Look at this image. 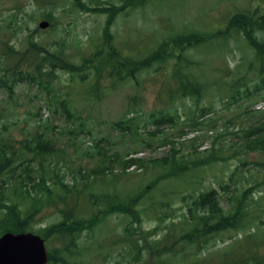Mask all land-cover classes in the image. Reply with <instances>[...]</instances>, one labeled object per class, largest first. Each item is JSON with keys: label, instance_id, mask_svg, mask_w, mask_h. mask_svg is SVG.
I'll use <instances>...</instances> for the list:
<instances>
[{"label": "trees", "instance_id": "trees-1", "mask_svg": "<svg viewBox=\"0 0 264 264\" xmlns=\"http://www.w3.org/2000/svg\"><path fill=\"white\" fill-rule=\"evenodd\" d=\"M79 2L75 0V5H79ZM1 7H6L5 16L8 17L6 20L0 19L3 23L0 24V91L11 99L1 107V112L4 113L6 107H9L14 116L0 120V234L6 231H33L41 235L45 242L52 239L55 244L47 247L48 261L45 264H264V233L259 232V228L243 232L245 226L264 209L262 205H257L250 210L252 188L264 183L263 159L241 160L242 166L253 162L254 168L258 167L255 172L249 173L256 180L247 189L243 188L239 179L234 178L237 172L242 171L236 167L229 174L232 185L219 182V188L209 187L194 195L181 193L179 199L185 202V210L180 213L177 221L171 220L167 224L159 238L150 239L148 236L154 233L143 230L142 215L150 211L155 215V220L161 223L175 211L170 203L174 192L166 191V199L155 200L152 199L151 191L161 181L185 178L191 167L227 160L228 156L223 154V149L215 147L217 135L211 147L206 149L210 152L209 156H193L188 159L185 155H176L172 148L170 153L150 160L154 165L151 169L155 170L153 177L129 193L95 190L91 187L92 183L96 184L98 179L114 172L112 162H119L122 169L135 163L143 166L146 162L134 157L138 151L134 146L125 151L128 155L133 154L126 159L115 157V153L108 155L109 145H113L108 134L95 137L92 133L96 127L94 121L84 116L82 109L72 106L54 88L57 69H64L71 76L76 75L81 84L85 85L84 93L80 95L82 99H99L100 91L112 88L110 84L114 81L135 77L137 72L152 63H162L168 56L174 55L176 61L171 68V75L176 81V87H170L169 90L166 87L167 95L170 98L179 95L181 98L189 96L195 99L200 95L202 85L190 77L189 68L193 63L182 54V48L184 45L206 43L213 38V34H177L170 39V43L161 40L156 47L144 50L145 53L139 56L127 54L113 45L107 48L102 45L88 55L80 56L79 62H75L60 46H47L42 41H35L30 35L22 38L17 43V46L22 44L21 47L15 49L10 44L11 37L5 31L22 21L19 16L24 8L21 2L9 3L5 0H0ZM112 8L111 5L106 12L112 11ZM3 13L0 12V16ZM43 13L51 25V14L48 11ZM261 30H264V13L254 9L248 12L236 11L223 30L216 32L224 36L231 35L233 31L243 32L256 59L252 67L257 70L255 75L260 84L256 85L259 89L261 85L264 87V37L258 38L255 32ZM169 46L175 50L173 53L169 52ZM22 83L35 85L39 92H44V104L48 109L53 107L60 110L66 120L73 123V126L66 124L63 129H69L74 142L78 131L90 135L93 144L81 152L84 151L86 157L93 161L92 165H82L72 170L75 159L71 156L70 164L61 168L65 160L60 162V158L68 151L66 144L59 147L52 131L28 124V118L21 123L13 114L16 110L14 104H11L14 102V92ZM166 83L169 85V82ZM197 109L201 113H194L190 125L203 123L198 121V117L206 114V109ZM179 118L175 110L160 108L142 114V117L136 114L128 120H114L109 123V128L127 133L136 144H161L168 138L166 134L157 135L158 128L166 124H178ZM147 126L156 129L149 131L147 137H142ZM15 130L21 133L19 137L15 136ZM241 142L247 152H264V118L244 127ZM72 147L74 153L79 150ZM234 152H238V149ZM59 169L70 171L72 177L66 181L63 177L66 172L59 173ZM224 195L226 206L220 204ZM148 197L151 199L150 204L141 208L142 202ZM48 210L57 214L58 219L43 228L34 229L35 222L49 215ZM111 215L119 217L122 230L117 231L112 227L106 237L96 240L94 233L103 228L106 218ZM259 222L264 224L260 217ZM217 242L223 243V247L210 251ZM90 256H96L98 262L90 260Z\"/></svg>", "mask_w": 264, "mask_h": 264}, {"label": "rangeland", "instance_id": "rangeland-1", "mask_svg": "<svg viewBox=\"0 0 264 264\" xmlns=\"http://www.w3.org/2000/svg\"><path fill=\"white\" fill-rule=\"evenodd\" d=\"M5 1L21 2L24 8L19 16L22 21L9 28L11 33L8 29L5 31L11 37L10 44L15 49L21 47L22 44L17 46V43L22 38L30 35L35 41H42L47 46H60L75 62H79L80 56L88 55L94 48L102 45L104 48L113 45L127 54L139 56L156 47L161 40L170 43V39L177 34H213V38L206 43L184 45L182 48V54L193 63L189 68L190 77L202 85L201 93L195 99L189 96L181 98L179 95L170 98L167 95L170 87H176V81L171 75V68L176 61L174 55L168 56L162 63H152L148 68L137 72L135 77L114 81L110 84L112 88L100 91L99 99L90 101L80 97L84 93L85 85L81 84L76 75L71 76L64 69L56 71L57 78L53 81L56 92L72 106L82 109V114L94 121L96 127L92 133L95 137L108 134L113 143L109 145L111 147L108 155L115 153V157L126 159L133 154L128 155L125 151L134 146L133 148L138 150L134 157L142 158L146 162L143 166L135 163L123 169L119 162H112L114 172L98 179L96 184L92 183L91 187L95 190L129 193L153 177L155 170L151 169L154 165L150 160L170 153L172 148L176 155H185L188 159L193 156H209L210 152L206 149L211 147L217 135L215 147L223 149V154L228 156L227 160L191 167L185 178L161 181L151 191L152 199L155 200L166 199V191L174 192L170 203L175 211L161 223L155 220V215L150 211L142 215L143 230L154 233L148 236L150 239L159 238L167 224L171 220L177 221L180 213L185 210V202L179 199L181 193L189 192L194 195L209 187L219 188V182L232 185L229 174L236 167L242 171L237 172L234 178L243 183V188L247 189L253 185V180L256 179L249 176V173L255 172L258 167L254 168L253 162L242 166L241 160H264V152L245 151L242 148L241 136L245 126L264 118V87L261 85L259 89L256 85L259 83L255 75L257 70L252 67L256 64V59L243 32L233 31L229 36L217 35L216 32L223 30L230 16L236 11L248 12L257 9L264 13V0H79V5H75V0ZM111 5L114 7L112 11L106 12ZM94 8L96 10H93ZM45 11L51 14L49 18L52 24L40 28L38 21L46 19L43 13ZM0 12H4L0 19L6 20V7H1ZM111 12L113 14L110 16ZM0 24L3 23L0 21ZM255 34L258 38H263L264 30L256 31ZM168 50L171 53L175 51L170 46ZM166 82H169V85ZM247 92L250 94H246ZM13 98L14 102L11 104L16 108L13 114H16L21 123L28 118V124L52 131L59 147L66 144L68 151L60 158V162L65 160V164L61 163V168L70 164L72 157L75 159L72 170L93 164L84 151L81 152L93 144V139L87 132L78 131L74 142L69 129H63L66 124L73 126V123L67 121L60 110L53 107L48 109L44 104V92H39L35 85L22 83L16 87ZM10 101L6 93L0 91V120L14 116L11 115L9 107H6L4 113L1 112V107ZM196 107L206 109L207 113L198 117V121H203L202 124L193 126L189 124L190 119L194 113H201ZM160 108L175 110L180 116L178 124H166L158 128L156 134H166L168 138L161 144H136L127 133L109 128V123L114 120H128L136 114L142 117V114ZM155 129L154 126H147L142 137H147L148 132ZM14 133L17 137L21 135L18 130ZM122 133L125 136H120ZM72 146L79 150L74 153ZM235 149H238V152L232 153ZM60 171L66 172L63 176L66 181L72 177L70 171L59 169V173ZM250 197V210L257 205L264 208V183L252 188ZM150 202L149 197L145 198L140 207H146ZM220 204L227 205L225 195L222 196ZM48 213V216L34 223V229L43 228L58 219L57 214H52L51 210H48ZM258 217L264 223V209L245 226L243 232L259 228V232L264 233L261 231L264 224L258 223ZM112 227L117 231L122 230V224L116 215L106 218L103 228L94 233L95 239L106 237ZM243 232L240 230L239 233ZM46 242L47 247H53L55 244L52 239ZM222 245L223 243L217 242L210 251L223 247ZM90 260L98 262L96 256H90Z\"/></svg>", "mask_w": 264, "mask_h": 264}, {"label": "water", "instance_id": "water-1", "mask_svg": "<svg viewBox=\"0 0 264 264\" xmlns=\"http://www.w3.org/2000/svg\"><path fill=\"white\" fill-rule=\"evenodd\" d=\"M43 28L47 20L38 23ZM44 240L32 232H4L0 235V264H44L47 262Z\"/></svg>", "mask_w": 264, "mask_h": 264}]
</instances>
